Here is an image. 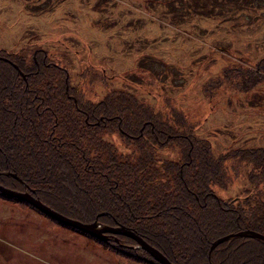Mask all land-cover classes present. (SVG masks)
Here are the masks:
<instances>
[{
	"label": "trees",
	"instance_id": "1",
	"mask_svg": "<svg viewBox=\"0 0 264 264\" xmlns=\"http://www.w3.org/2000/svg\"><path fill=\"white\" fill-rule=\"evenodd\" d=\"M143 1L173 16L210 7L219 8L220 15L264 9V0ZM33 3L25 7L43 11L51 4ZM108 4L114 14H133L129 3L118 0L73 2L95 19L94 12ZM45 51L38 46L27 55L0 50L25 73L0 58V170L19 176L0 171L1 183L27 184L48 205L81 220L128 224L177 264H264V239L256 235H229L208 252L209 240L221 233L244 226L264 233V145L215 154L208 137L194 133L176 105L159 116L151 104L121 88L94 99L86 88L99 78L89 64L71 83L66 65ZM159 145L177 146L180 159L157 156ZM237 176L246 181L238 194H217L214 187L224 188ZM115 253L128 259L136 254L124 245Z\"/></svg>",
	"mask_w": 264,
	"mask_h": 264
},
{
	"label": "rangeland",
	"instance_id": "2",
	"mask_svg": "<svg viewBox=\"0 0 264 264\" xmlns=\"http://www.w3.org/2000/svg\"><path fill=\"white\" fill-rule=\"evenodd\" d=\"M54 1L0 0V50L27 55L32 47L40 46L49 58L66 65L71 83L89 64L100 79L86 88L94 99L113 88L125 89L151 104L159 116L174 104L184 112L194 133L208 137L215 154L228 147L264 145V57L257 61L264 55V9L258 12L260 6L222 15L214 7L199 13L188 9L187 15L173 16L143 0H118L129 3L133 14H114L108 4L94 12L95 19L84 13L83 5L74 7L75 0ZM33 2L39 7L51 4L43 11L25 7ZM124 17L129 19L126 23ZM156 155L181 157L175 145H159ZM245 184L237 176L226 187L214 188L221 197L235 196ZM0 205L6 206L0 212L3 229L8 230L11 219L12 225L33 221V211H10L2 200ZM63 227L67 237L59 238L67 240L66 247L59 248L63 254L55 258L42 252L40 257L36 251L25 254L26 261L12 253V261L109 264L106 251L89 245L90 235L80 231L79 245L73 244V231H68V225ZM45 235H38L40 244ZM32 256L44 259L29 260Z\"/></svg>",
	"mask_w": 264,
	"mask_h": 264
},
{
	"label": "flooded vegetation",
	"instance_id": "3",
	"mask_svg": "<svg viewBox=\"0 0 264 264\" xmlns=\"http://www.w3.org/2000/svg\"><path fill=\"white\" fill-rule=\"evenodd\" d=\"M36 48L33 50H36ZM40 48L43 49L42 47ZM8 186L12 187V184ZM18 189H22V188H18ZM31 193L33 192L31 191ZM0 200L5 201L9 204L8 210L10 211H12V209L13 211H17V210L33 211L30 214L31 217H33L32 222L20 221L17 222L18 224L14 223L12 225V219H11V221L8 222V230L3 229L0 226V259H1L0 264H20V262L16 260L12 261V253L15 255L16 254L22 255L26 261L27 259L25 254L31 255L34 254L36 251H39L37 255H39L40 257H43L42 252L46 253V256H51L55 258H57L60 254L64 253V251H59V248L60 247L65 248L66 247L65 242L67 243V240L59 239L61 237H66V232L63 231L65 230L63 227L64 222L54 218L51 215L38 211L34 207V205H32L30 202H28L23 198L5 197L0 195ZM12 204H13V208H12ZM5 207H6L5 205H0V212H3L6 209ZM50 231H52V234L48 235ZM68 231H73V239H72L73 244L79 245L80 229L69 227ZM54 233L56 239L53 238ZM104 233L106 234L105 235L106 237L103 239L108 240L111 245H107V247H104L102 245H97L95 239V237L97 236L91 233L88 235L92 237L93 244H91L92 242L91 243L88 242V243L90 246H99V248L103 249V251H106L108 253V257L110 260L109 264H144L142 262L143 260L140 259H143L145 257L149 259L148 261H146L147 264H157L156 262L151 261V258L153 259V256L148 251H146L144 247L136 243V240L133 237L129 236L130 238L133 239V241H131L129 239L125 240V237L122 236L123 233L121 232H113L107 230L104 231ZM12 234L14 236H12ZM41 234H46L43 244H40V242L38 241V235ZM74 234H76V236H74ZM116 236L118 237V243H120V245L112 244V241L116 240L115 239ZM12 239H15L17 243L12 241ZM122 245H124L125 248L135 249L136 254L132 255L131 259H128L127 257H123V256L119 257L115 253V248L120 247ZM143 250H145L147 254H144ZM2 252H6V255H2ZM33 257L40 259L39 257L32 256V258H30L29 260H32ZM50 263L54 264L53 262Z\"/></svg>",
	"mask_w": 264,
	"mask_h": 264
},
{
	"label": "water",
	"instance_id": "4",
	"mask_svg": "<svg viewBox=\"0 0 264 264\" xmlns=\"http://www.w3.org/2000/svg\"><path fill=\"white\" fill-rule=\"evenodd\" d=\"M12 64L23 74L22 70L18 67L17 63L12 61ZM14 175L15 173L12 172ZM0 191L5 194L14 195L17 197L24 198L31 202L33 205L38 207L39 209L48 212L49 214L53 215L54 217L69 223L73 226H76L78 228H81L85 231L94 233L97 236L105 237V233H103L104 230H111V231H119L127 233L131 236H133L139 244H141L143 247H145L157 260H159L162 264H176L172 260H170L161 250H159L157 247L146 241L144 238H142L139 234H137L134 229L131 227H128L127 225H124L122 223L112 225V224H105L100 221H98L96 218L90 220V221H81L75 217L67 216L63 214L62 212L58 211L57 209L49 206L45 202H43L39 197L36 195H33L30 191L26 189H15L11 188L9 186H6L2 183H0ZM248 234L251 236H258L262 239H264V233L257 230L252 229L249 227L244 226L241 229L231 230L224 233H221L220 235L210 239L209 245H208V252L210 248L219 242L221 239L232 235V234ZM216 264V263H213Z\"/></svg>",
	"mask_w": 264,
	"mask_h": 264
}]
</instances>
